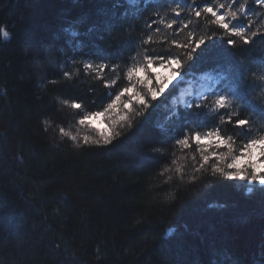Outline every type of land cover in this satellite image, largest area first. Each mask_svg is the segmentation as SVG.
<instances>
[{
	"label": "trees",
	"instance_id": "1",
	"mask_svg": "<svg viewBox=\"0 0 264 264\" xmlns=\"http://www.w3.org/2000/svg\"><path fill=\"white\" fill-rule=\"evenodd\" d=\"M176 2L187 16L177 22L180 27L169 29L177 7L171 0L135 5L126 0H0V264H251L259 257L264 191L249 197L242 181L210 171L195 176L191 157L199 151L194 140L187 150L173 143L163 164V157L142 159L135 152L152 121L169 123L171 101L183 93L181 85L202 72L213 74L211 79L218 76L217 63L247 73L249 92L264 104V6L256 4L257 11L242 14L240 7H251L254 0H240L239 6L236 0ZM209 6L230 28L246 20L258 33L252 44L216 25L202 11ZM197 10L202 11L199 18L193 15ZM229 10L238 13L236 21L227 16ZM152 16L160 30L146 33ZM147 35L152 40L148 51H171L182 58L183 79L169 84L137 127L113 146L77 147L62 137L60 127L78 132L81 113L107 115L103 108L115 89L105 88L97 77L115 83L121 75L111 63L108 71L97 72L95 63L93 69L84 68L88 61L73 57L81 52L96 56L103 49L99 58L115 62L136 38L146 40ZM200 36L221 38L209 54L215 59L203 58L202 51L188 61L174 44L180 47ZM229 38L237 41L234 49L223 43ZM131 54L135 63L148 59L144 52ZM164 63L160 57L153 67L171 66ZM120 67L126 71L127 66ZM192 85L197 92L186 94L189 101L201 89L192 82L185 88ZM75 103L81 108L72 107ZM202 111L195 110L197 119ZM261 111L251 101L242 111L237 107L238 117L250 121L248 133L225 117L222 137H231L235 154L248 140L264 138ZM214 116L209 111L194 130L221 131Z\"/></svg>",
	"mask_w": 264,
	"mask_h": 264
},
{
	"label": "snow or ice",
	"instance_id": "2",
	"mask_svg": "<svg viewBox=\"0 0 264 264\" xmlns=\"http://www.w3.org/2000/svg\"><path fill=\"white\" fill-rule=\"evenodd\" d=\"M78 2V0H77ZM135 2V0H133ZM173 5L177 7L172 9L174 13L170 23L167 24V28L172 29L174 27H180L177 23L182 17L187 16L186 13H182L179 10L181 3L176 0H171ZM189 0H183V4H188ZM237 6L240 5V0H236ZM259 4L264 6V0H254L251 7H240V13L255 12L257 11L255 5ZM193 8L201 7L198 3L191 5ZM225 4L219 5L220 9H224ZM204 13H210L216 25H219L221 29L226 30L230 36L239 37L243 44L250 45L253 39L258 35L257 32L253 31L251 26H247V21H243L241 26L237 27L236 23L229 26L225 22L224 16L218 15L217 11L213 7H203ZM202 11H195L193 15L199 18L202 15ZM238 13L236 11L229 10L227 16L232 20L236 21ZM84 18H81L83 20ZM264 19V16L261 17ZM157 16H152L148 23L147 32L160 30L159 25L155 23ZM164 23V21H160ZM184 28H188V24L183 25ZM72 35H79L77 32H72ZM264 35V34H260ZM151 35H147L146 40L144 38H136L135 43L128 49L124 50L123 57L113 62L111 60H101L99 57L104 55V50L100 49L96 53V56L89 55L85 52H81L79 56L73 57V59H79L83 57L88 62L83 64V67L93 69L94 63L97 67V72L108 71L109 63L113 65L112 70L115 71L119 68L121 73L119 78L105 81L104 77L98 76L99 81L104 85L105 88L115 89L114 99L107 103V106L103 108V114H113L109 118V128L102 129L96 128L90 123L96 116H100L101 112H95V115H84L79 119L78 124L84 129H91L90 134H84L82 137L79 132L75 134L72 131H67L64 127L59 128V133L62 137L70 138L71 141L76 143L77 147H97V148H108L113 146L117 141L121 140L134 128L137 127L138 122L145 117L148 109L152 107V102L157 100L158 95H163L165 90L169 87L177 77H180L185 71V65L182 63V58L179 55H174L171 51L165 53L148 51V47L151 46L152 40ZM219 37L209 36L206 39L204 36L192 38L181 44L180 47L176 48L182 50L185 53L188 61L193 59L200 52H205L203 58L215 59L214 56L209 55L213 49H215L217 40ZM172 41H175L173 39ZM190 41V42H189ZM223 43L226 46H230L233 49L237 45L236 39H225ZM144 50H147L146 52ZM135 52L136 55L144 52V55L148 59H144L141 63H135V56L131 53ZM162 57L163 60L167 61L172 66V75L164 80L162 83L158 81L161 77L156 76L153 71V66L156 65L158 59ZM121 63L126 67V71L123 67H120ZM152 64L150 68L149 65ZM264 63V61H261ZM216 68L218 70V79L216 81L217 87L215 90L208 94H201L200 96L186 101L183 107H173L169 109L166 117L168 124L151 122L148 127V135L144 139L139 140L135 145V152L138 157L142 159H148L151 156L163 157L164 162L168 161L170 155L171 146L174 145L182 150H187L191 147V141L196 142V146L199 150V156L193 155L191 160L193 162V174L210 171L212 175H221L229 181H242L245 183L246 196H252L257 190L264 191V166L259 165L258 161H264V147L259 151L258 157H254V150L259 146L264 145V138L262 139H250L240 149L238 155L233 154V142L231 137L224 139L222 137V128L225 121V117L228 124H232L235 128L242 133H248V125L250 121L248 119H241L236 113L237 107L241 108V111L245 105L251 101L252 103L258 104L261 108V112L264 113V104L259 103L253 99V94L249 92L251 81L248 79L247 73H238L235 69L229 70L227 67H222L217 63ZM251 71H255L252 69ZM130 72H134L136 77H143L141 81L138 78H129ZM144 74V76L141 75ZM65 77H71L69 72L64 73ZM146 77V78H145ZM155 81V82H153ZM55 82V81H54ZM126 85V86H123ZM94 87V86H93ZM259 87V85H258ZM127 94L126 101L122 100ZM215 97V99H211ZM232 97V100H229ZM72 107L76 109L81 108L80 103H75ZM119 107V112L117 108ZM202 109L203 111L199 114L197 119L195 110ZM209 111L215 113L213 117V123L219 124L221 131H209L206 136H201L199 131H195L194 127L199 128L203 117H205ZM91 113V112H89ZM177 129L178 134H173L172 129ZM191 133V135H189ZM217 137L215 143H204L208 138ZM221 145L227 148L226 152H219ZM211 149V150H209ZM251 154V155H249ZM249 159L253 161L252 166H247ZM233 164L237 168L244 167L243 171L233 173ZM165 171H171V169H165ZM196 176V175H195ZM259 186V187H257ZM236 264H240L237 260ZM251 264H264V249H261V253L257 259L251 261Z\"/></svg>",
	"mask_w": 264,
	"mask_h": 264
},
{
	"label": "rangeland",
	"instance_id": "3",
	"mask_svg": "<svg viewBox=\"0 0 264 264\" xmlns=\"http://www.w3.org/2000/svg\"><path fill=\"white\" fill-rule=\"evenodd\" d=\"M164 65H169L168 63H164ZM170 67H172V66H165L163 69H161V68H155L154 69V67H153V71L155 72V75L156 76H159V77H161V79L158 81L159 83H162L164 80H167V78L168 77H171V75H172V72H171V70H172V68L170 69ZM134 74V73H133ZM141 75L142 76H144V74L143 73H141ZM131 78H138V79H140L141 81H143L144 80V78L143 77H136V75L134 74V75H132L131 76ZM146 78V77H145ZM179 79V77H177L175 80H173L172 82H175V81H177ZM211 79V78H210ZM153 82H155V81H153ZM200 83V86H201V89H200V94H201V91L203 90V88H202V82H199ZM198 83V84H199ZM188 94H193L192 92H190V93H188ZM186 94H180V96H179V100L180 101H185L187 98H186ZM197 96H199V94L197 95ZM124 101H126V99H124ZM119 107L117 108V112H119ZM111 115H113V114H107V115H100V116H96L94 119H92L91 121H90V123L92 124V125H94L96 128H106L107 127V125H109V118H110V116ZM76 131H78V132H80L79 134H80V136L82 137L84 134H88V133H90L91 132V129H84L82 126H80V125H78L77 126V129H76ZM207 132H209V131H207ZM207 132H202V133H200L201 134V136L203 137V136H206V134H207ZM75 133V132H74ZM216 139H217V137H215V136H213V137H211V138H208V140L207 141H204V143H215V141H216ZM195 142V141H194ZM222 146V147H221ZM220 147L221 148H219V152H226L225 150H223L224 148H226V147H224V145H221ZM262 147H264V145H262V146H259L257 149H255L254 150V159L255 158H257L258 157V154H259V151H260V149L262 148ZM223 148V149H222ZM222 149V150H221ZM209 150H211V149H209ZM199 151V150H198ZM239 152H240V150H239ZM239 152L238 153H236V155H238L239 154ZM233 154H235V153H233ZM198 155H199V152H198ZM249 155H251V154H249ZM256 163H258L259 165H261V166H264V161H258V162H256ZM252 164H253V161H251L250 159H249V161H248V165L247 166H252ZM235 170L236 172H240V171H243L244 170V167L242 166V167H240V168H237L236 166H235V164H233V167H232V170Z\"/></svg>",
	"mask_w": 264,
	"mask_h": 264
}]
</instances>
